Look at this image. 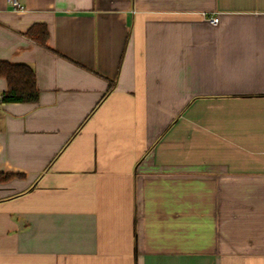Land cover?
<instances>
[{
  "label": "crops",
  "instance_id": "1",
  "mask_svg": "<svg viewBox=\"0 0 264 264\" xmlns=\"http://www.w3.org/2000/svg\"><path fill=\"white\" fill-rule=\"evenodd\" d=\"M20 2L0 61L40 93L0 99V264H264V0Z\"/></svg>",
  "mask_w": 264,
  "mask_h": 264
},
{
  "label": "trees",
  "instance_id": "2",
  "mask_svg": "<svg viewBox=\"0 0 264 264\" xmlns=\"http://www.w3.org/2000/svg\"><path fill=\"white\" fill-rule=\"evenodd\" d=\"M28 34L43 46H47L48 31L45 25L39 26L37 30H29ZM0 76L5 77L8 82V87L1 96L4 102H36L38 100L40 90L36 72L29 64L0 61ZM114 84V81H110L102 99L112 91ZM4 178H7V175Z\"/></svg>",
  "mask_w": 264,
  "mask_h": 264
},
{
  "label": "built area",
  "instance_id": "3",
  "mask_svg": "<svg viewBox=\"0 0 264 264\" xmlns=\"http://www.w3.org/2000/svg\"><path fill=\"white\" fill-rule=\"evenodd\" d=\"M7 1H8V4H10L12 8L16 11H21L25 9V5L22 4L20 0H7ZM210 19L212 20V22L218 21L217 17H211ZM0 99H1V95H0Z\"/></svg>",
  "mask_w": 264,
  "mask_h": 264
}]
</instances>
